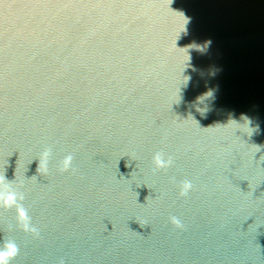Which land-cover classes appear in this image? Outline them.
<instances>
[{"label": "water", "instance_id": "95a60500", "mask_svg": "<svg viewBox=\"0 0 264 264\" xmlns=\"http://www.w3.org/2000/svg\"><path fill=\"white\" fill-rule=\"evenodd\" d=\"M263 157L264 0H0L9 264H113Z\"/></svg>", "mask_w": 264, "mask_h": 264}, {"label": "clouds", "instance_id": "9594fccd", "mask_svg": "<svg viewBox=\"0 0 264 264\" xmlns=\"http://www.w3.org/2000/svg\"><path fill=\"white\" fill-rule=\"evenodd\" d=\"M48 156V152L46 151L44 153L45 160ZM72 155L69 154L64 157V160L62 162V171L68 170L72 165ZM154 163L157 167H167L171 161L163 159L162 155L160 153H156L153 157ZM41 167H45V165L42 163ZM192 187L190 181H184L181 186V195H187L189 189ZM0 200L4 202V205L6 207H10L13 204H15L16 197L14 193H0ZM18 218L25 227V229L35 231V229H29L28 226V217L26 211L22 207L17 208ZM171 222L175 224L177 227H182L181 221L177 217H171ZM19 252L18 246L12 242L7 241L4 244V247L0 249V264H9V261L14 258Z\"/></svg>", "mask_w": 264, "mask_h": 264}]
</instances>
